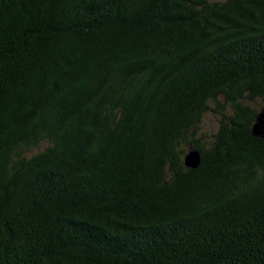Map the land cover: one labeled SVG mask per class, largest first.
Returning <instances> with one entry per match:
<instances>
[{
  "label": "trees",
  "instance_id": "obj_1",
  "mask_svg": "<svg viewBox=\"0 0 264 264\" xmlns=\"http://www.w3.org/2000/svg\"><path fill=\"white\" fill-rule=\"evenodd\" d=\"M257 98L264 0H0V264H264Z\"/></svg>",
  "mask_w": 264,
  "mask_h": 264
},
{
  "label": "rangeland",
  "instance_id": "obj_2",
  "mask_svg": "<svg viewBox=\"0 0 264 264\" xmlns=\"http://www.w3.org/2000/svg\"><path fill=\"white\" fill-rule=\"evenodd\" d=\"M212 2H221V1H225V0H210ZM249 105L251 106V108L258 110L261 112V110L264 109V99L262 98H257L254 101H249ZM221 114L218 113L215 110H210L209 112H207L203 118L201 123L199 124L198 127V135L202 136L204 138V140H212L214 134L217 133V131L219 130L220 124H221ZM43 147H45V145H43ZM42 147L39 148H35L34 152H37L41 149ZM28 154V156L32 155Z\"/></svg>",
  "mask_w": 264,
  "mask_h": 264
},
{
  "label": "water",
  "instance_id": "obj_3",
  "mask_svg": "<svg viewBox=\"0 0 264 264\" xmlns=\"http://www.w3.org/2000/svg\"><path fill=\"white\" fill-rule=\"evenodd\" d=\"M252 132L256 137H264V109L259 112L256 121L253 124ZM200 163V152L195 149H190L185 156V165L188 168L196 169L200 166Z\"/></svg>",
  "mask_w": 264,
  "mask_h": 264
}]
</instances>
